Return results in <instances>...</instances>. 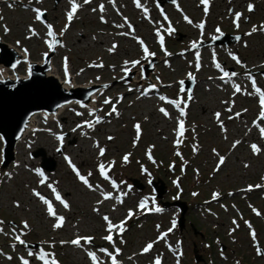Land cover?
Returning a JSON list of instances; mask_svg holds the SVG:
<instances>
[{
	"label": "rangeland",
	"instance_id": "374dc122",
	"mask_svg": "<svg viewBox=\"0 0 264 264\" xmlns=\"http://www.w3.org/2000/svg\"><path fill=\"white\" fill-rule=\"evenodd\" d=\"M61 2L0 0V43L5 44L0 47V67L8 68L7 76L16 79L28 76L33 62L40 78L42 72L54 74L58 63L77 68L84 64L82 58L100 64L88 69L82 82H74L71 73L63 80L52 75V80L44 81L49 94L39 98L50 110L64 97H79L78 101L91 97L88 87L98 83L101 109L94 110L87 122H99L81 131L79 140L70 128L61 129L81 124L77 111L68 110L52 123L42 116L38 122L43 129L23 146L25 156L16 155L14 146L6 167L8 155L0 136V264H23L24 260L44 264L38 258L41 251L57 264H96L89 252L95 253L100 264H112V256L117 264H156L157 260L160 264H264L259 253L264 251V119L260 93L253 87L255 81L264 92V0H212L200 7L201 0H75L79 8L70 22L71 6L61 8ZM37 9L44 14L39 20ZM159 20L164 28L156 26ZM132 23L137 24L135 34H124L123 25ZM83 35L88 40L76 47L74 43ZM20 53L25 57L20 59ZM14 60L20 61L11 67ZM124 60L142 61L140 75L133 70L121 75L112 71ZM155 69L158 75L153 74ZM225 72L228 79L217 77ZM150 85L157 90L149 91ZM125 93L128 96H118ZM195 96L198 101L193 103ZM223 102L244 113V118L222 129L210 112L203 120L204 133L194 136L189 130L188 136L187 126L200 121L196 114L201 104L222 115ZM177 108L187 117H180ZM180 119L184 127L178 135ZM80 141L84 142L79 145L82 156L88 158L85 165H79L78 150L70 155V163L53 156L62 154L61 145L71 148ZM50 142L54 153L47 149ZM90 162L103 163L106 177L99 165ZM39 186L56 201L51 203L54 216L48 215L46 203H37L32 195ZM156 187L164 190L159 196ZM64 194L69 197L64 200L67 207L61 202ZM35 204L45 211L42 217ZM73 211L80 212V219H66L65 213ZM61 216L65 218L62 226L54 227ZM122 221L123 231L113 228L109 233V222L119 225ZM77 229L81 234H76ZM108 234L114 235L112 241L105 239ZM76 236L92 240L82 239V248L59 243ZM148 244L152 247L144 252Z\"/></svg>",
	"mask_w": 264,
	"mask_h": 264
},
{
	"label": "bare ground",
	"instance_id": "6f19581e",
	"mask_svg": "<svg viewBox=\"0 0 264 264\" xmlns=\"http://www.w3.org/2000/svg\"><path fill=\"white\" fill-rule=\"evenodd\" d=\"M62 2H61V4H60V7L61 8H63V7H65L66 6V4L68 5V6H71V3H68V1H70V0H61ZM208 2H209V4H211V3H214V2H212V0H207ZM204 3V1L203 0H201V2H199L197 5H198V7H200L201 6V4H203ZM80 5L81 6H83V4L80 2ZM223 11H225V10H223ZM222 14H223V12H221ZM139 19V18H138ZM141 22L143 21V19H139ZM159 22V25H156V26H162L161 28H164L165 26H164V23L162 22V20H159L158 21ZM137 24L136 23H132L131 25H123L124 26V34H128V31H132V33L133 34H135V32H134V27L136 26ZM126 27V28H125ZM158 28H160V27H158ZM106 33V32H105ZM109 33V32H108ZM102 34H104L103 32H102ZM111 34V33H110ZM86 40H88V36L87 35H83V37H79V39L77 38V41L74 43L75 44V46L77 47V46H80V45H77V44H82V43H84V42H86ZM94 41H95V44H97L98 43V41H96V39L94 38ZM100 41H104V40H102V39H99V42ZM73 44V45H74ZM87 48H91V46H88ZM84 49H86V48H84ZM56 54H58V50H56V52L53 54V57H55L56 56ZM197 54V53H196ZM20 55V57H25L24 56V54H19ZM162 57H159L158 59H161ZM81 60L84 62V64L82 65V66H79V67H74V66H65L63 63H58L56 66H55V69L53 70L54 71V74H52V73H47V76H52V75H54L53 77H55V78H60L61 80H63V78L67 75V73L69 74V73H71L72 75H71V78H73V80H74V82H82V81H84L85 80V72L88 70V69H96V68H100V67H102L100 64H96V63H90L89 61H85L84 59H82L81 58ZM127 62V63H126ZM133 62H138V63H133ZM142 62V61H141ZM141 62L140 61H138V60H135V61H133V60H124L123 62H122V65L120 66V67H116L115 68V70H112L113 72H118V74L119 75H121V74H123L125 71H127V70H133V71H136L137 72V74H139L140 75V73L138 72L139 71V67H140V64H141ZM45 66H46V63L44 64ZM8 68H6V67H0V77H2V78H4V79H10V80H15V82L16 81H18V83H19V81L20 80H22V81H24V79H29L30 78V76L28 77V78H26L27 76H23V77H17L16 79H13V78H10L9 76H7V74H8ZM153 74H156V75H158L159 74V69H155V71H154V73ZM67 77H69V75H67ZM218 78H224V77H226L227 79H228V77H229V75H227V76H225V75H219V76H217ZM95 78H97V79H100V77L97 75V76H95ZM4 79H2V80H4ZM21 82V81H20ZM198 83H200V81H198ZM96 84H98V83H95V85ZM105 85V84H104ZM256 86V85H255ZM156 87L157 86H154V85H150L149 86V88H148V90L149 91H156L157 89H156ZM72 88V87H71ZM89 89H97L96 88V86H94V85H91L90 87H88ZM102 88V87H101ZM133 88L131 87V89H129L128 91H130V90H132ZM103 90H105V89H103ZM71 92H73V91H71ZM96 90L94 91V93L92 94V96L90 97V99H89V101H86V102H82V101H78L80 98L79 97H75V99H73L71 102H69V103H66V104H63L62 106H60L58 109H57V111L55 112V113H45V112H43V111H41V112H38V113H35L34 115H32L31 116V118H30V120L28 121V124H27V128L25 129V131L23 132V135H22V137L17 141V143L15 144V148H14V150H15V153H16V155L17 154H19L21 157H23V156H25V152H24V149H23V146L24 145H27V142H30V143H32V138H33V136H34V134L37 132V131H40L41 129H43V128H40L41 127V125H42V123L41 122H38V119L39 118H41L42 116L45 118V120L46 121H48L49 123H52V122H55L56 121V119H57V117H59L61 114H63V113H65L66 111H70L71 113L72 112H76L77 111V114H79V117H78V119H80L81 120V124H79V125H77L76 123H73L72 125H73V127L71 128L69 125H64V126H62L61 127V129L64 131L65 129H69L68 131L70 132V133H74V135L77 137V138H79V140L81 139V137H82V134L80 133L81 131H87V130H90V129H92L94 126H96L97 125V120L95 119V121L93 122V123H89V122H87V120H89L90 119V116H92V114H93V111L94 110H98V109H101V106L100 105H98L99 103H98V101H99V97L102 95V94H98L99 93V91H97L96 93ZM102 93V92H101ZM105 93V92H104ZM104 93H103V95H104ZM119 97H125V96H128V93H125V95H123V94H119L118 95ZM76 98H78V100L76 99ZM198 100H197V98H196V96L193 98V103H195V102H197ZM204 104V103H203ZM203 104H201V106L199 107V109H200V111L196 114V116L198 117V120H200L199 122H197L196 124H194V126H192V127H190V126H187V132H188V136H190V134L192 133L194 136H198V135H200V134H202V133H204V131L207 129L206 127H205V125H206V122L205 121H203V120H206V119H208L207 118V115L210 113V112H213V113H215L214 114V116H215V120H218V121H220L219 123H218V125L219 126H221V128L223 129L224 128V126L225 125H229V124H231V123H234L235 121H237L240 117L241 118H244V113H242L241 111H237V110H234V109H232L231 107H229V104H227V102H223V106H224V110H223V113H221L222 115H220V114H217L218 112L217 111H211L212 109L211 108H209V107H206V105H203ZM99 106H100V108H99ZM260 107H261V105H260ZM84 110V111H86V113H88L89 114V116L86 118V117H84V115L81 113V111L80 110ZM260 111H262V110H260ZM181 112H183V110L182 109H180V115L181 116H183V117H187V112L185 113V114H181ZM254 113V112H253ZM133 115V114H132ZM213 115V114H212ZM83 119L85 120V121H83ZM214 119H213V121H214ZM135 120V119H134ZM75 122V121H74ZM106 121H104L103 123H105ZM215 122V121H214ZM137 124L139 123V122H136ZM180 123H181V119H180ZM216 123V122H215ZM81 125H83L84 127H82ZM81 128V130L80 131H78V129H80ZM189 130L191 131V133H189ZM199 130H201V132H198ZM161 131V128L159 129V132ZM56 139H59V138H56ZM59 143H60V141H59ZM84 142L83 141H80L79 142V144H76L75 146H73V147H71V148H66V147H64V146H62L61 145V147H62V150H61V152H62V156L61 155H53L54 157H56L55 159L56 160H58V161H60V160H64L65 162H71L72 161V159H71V157H70V155H73L75 152L74 151H76V150H78V151H76V152H79L78 153V156H82L83 155V149H82V147L81 146H79V145H82ZM238 143H239V141H238ZM53 145H54V143H52V142H50V144H48L47 145V149L49 150V151H51V152H53L54 151V149H55V147H53ZM57 145H58V143H57ZM56 145V146H57ZM76 146H77V149H76ZM54 153V152H53ZM87 159L88 158H86V157H83L82 156V159H81V163H79V165H85V162L87 161ZM23 160V159H22ZM91 160V159H90ZM89 160V161H90ZM23 161H25V160H23ZM92 161V160H91ZM27 162V161H26ZM25 162V163H26ZM29 162H30V165H35L34 164V162L32 161V160H29ZM90 163H92L93 164V166H98L99 164L97 163V162H90ZM188 164H190V162L188 161ZM70 168V170L72 169L71 167H69ZM55 173V172H54ZM43 177V181H45L46 182V180H44L45 178H46V175L45 174H43L42 175ZM38 194V195H37ZM57 194H59V196L61 197V193H60V191L59 192H57ZM32 195L34 196V197H36L35 198V200H36V202L37 203H39V202H44V200L43 199H41V197H43L44 199H47V200H49V202L50 203H56V201L55 200H53V199H51L50 198V196L49 195H47L46 193H43V191L41 190V187L39 186V188L38 189H34L33 190V192H32ZM72 194H70V196H71ZM122 196V195H121ZM65 199H69V197L67 196L66 197V194H64V196H63V198H62V200L64 201ZM58 200V199H57ZM35 207L37 208V207H39V214L41 215V217H42V215L45 213V211L42 209V207L41 206H39V205H37V204H35ZM79 207H81L80 205H79ZM83 211L84 210H80V212H82L83 213ZM80 212H77V211H73V212H67V213H65V215H66V219H71V220H73V221H76V220H78V219H80V217H79V215L78 214H80ZM48 215H50L49 213H48ZM50 216H54V215H50ZM61 217H63V216H61ZM64 218V217H63ZM65 219V218H64ZM63 219V220H64ZM18 230H19V228H18ZM67 231V230H66ZM20 232V231H19ZM49 233H51L50 232V230L48 231ZM81 232V230H76V234H81L80 233ZM82 238L83 237H81V236H76V237H74L73 239H70V241H60L59 243L60 244H62V245H69L73 240H76V239H80V240H82ZM50 239L53 241L54 239L56 240V236H52L51 235V237H50ZM11 245H14L15 243H13V242H11L10 243ZM73 246H75V244H73V243H71ZM83 243L81 242L80 243V245H77L76 247H78V248H82L83 247V245H82Z\"/></svg>",
	"mask_w": 264,
	"mask_h": 264
},
{
	"label": "water",
	"instance_id": "95a60500",
	"mask_svg": "<svg viewBox=\"0 0 264 264\" xmlns=\"http://www.w3.org/2000/svg\"><path fill=\"white\" fill-rule=\"evenodd\" d=\"M0 47L5 48V44L0 43ZM18 62V60L11 62V67H15ZM36 68V64H32L30 78L24 79V81L20 80L21 82L19 81V83L18 81L13 82L10 79L0 80V136L5 142V152L8 155V158L5 160V165L9 164L10 160L13 159L12 150L14 145L21 138L32 115L43 109L55 112L58 107L74 99L73 97L60 99L50 110L47 108L49 106L41 104V99L39 100V98L44 93L49 92V86L44 81H46L45 79L52 80L53 78H46L44 72L40 73V78L38 74H35ZM13 85H17V87L15 88ZM88 98L87 95L82 100L86 101ZM162 192L164 190L161 188L158 196ZM181 207L185 210V206L181 205ZM182 223L183 219L180 220V225Z\"/></svg>",
	"mask_w": 264,
	"mask_h": 264
},
{
	"label": "snow or ice",
	"instance_id": "6c2138e0",
	"mask_svg": "<svg viewBox=\"0 0 264 264\" xmlns=\"http://www.w3.org/2000/svg\"><path fill=\"white\" fill-rule=\"evenodd\" d=\"M88 2H89V0H84V3H88ZM204 2L207 3V0H204ZM138 6H139V4H138ZM101 7H102V6H101ZM251 7H252V6L249 5V9H250V10H251ZM78 8H79V5L75 2V0H71V11H69V12L67 13V18H68L69 22L72 20L74 14L76 13V11H77ZM205 10H207V9H205ZM36 12H37V17H36V18H37L38 20L41 19L43 13H42L39 9H37ZM236 16H237V18H239V14H238V13L236 14ZM48 27H49L48 35H49V36H52V35H53V33H52V31H51V27H52V26L49 25ZM201 27H202V25H201ZM169 31L171 32L172 29L169 28ZM49 46L51 47L52 45L50 44ZM194 46H195V45H194ZM145 52L147 53V49H145ZM126 63H127V62H126ZM133 63L135 64V63H138V62H133ZM217 66L219 67V65H217ZM227 75H228V73L225 72V76H227ZM231 75L234 76V75H236V73H232ZM253 87L255 88V81H253ZM236 91H240L239 87H237ZM256 91H257L258 93H260V105H261V109H262V111H261V118L264 119V92H260V89H258V88H256ZM161 99H164V98L162 97ZM108 102H109V101L105 100V103H108ZM171 103H175V102H171ZM161 111H164V110L161 109ZM165 114H166V113H165ZM181 114L183 115V112H181ZM97 122H99V120H97ZM137 127H139V126H137ZM182 132H183V123L181 122V123H180V132L178 133V135L182 134ZM261 133H262V135H264V128L261 129ZM177 143H179V140L177 141ZM253 149L256 150V149H255V145H253ZM103 154H104V149L101 148V149H100V155H103ZM125 159H127V157H125ZM223 159H224V158L221 157V163H223ZM98 167H99V170H100L101 174H102V175H105V177H106L105 165H104L103 163H101ZM74 170H75V169H74ZM77 175L79 176V178L81 179V181H83L85 184H88L87 179H86L84 176L80 175L78 171H77ZM89 175H91V173H89ZM53 191H55V189H53ZM37 195H38V194H37ZM56 198H57L58 200L61 199L60 196H59V194H57ZM105 198L107 199V198H109V197L106 196ZM41 199H44V198L41 197ZM61 202L64 203V206H65V207L68 206L67 203H65L64 201H61ZM44 203H46V204L48 205V211H49V214H50V215H55V212H54V210H53V208H52L51 203H50L49 201H47V200H44ZM145 206H146V204H145L144 202H142L141 205H140L141 208H144ZM156 211H160V209L157 208ZM129 216H131V213L129 214ZM57 219H58V223H57L56 225H54V227L59 228V227L62 226V222H63V219H64V218H63V217H58ZM104 219H105L106 221H108V217H107V216H105ZM124 223H125V222L122 221L119 225H114V224H112L111 222H109V223H108V231H109V233H111V231H112L113 228H118L120 231H123V230H124ZM24 226H25V227H28V225H27L26 223H25ZM173 226H175V222L173 223ZM16 239H17L21 244L24 243V241L20 240V237H19V236H17ZM82 239H84L85 243H89V242H91V240H92L91 237H85V238H82ZM105 239L108 240V241H112L113 237H112L111 234H109L108 236L105 237ZM71 243H73V244H75V245H80L81 240H80V239H76V240H73ZM151 247H152V245H151V244H148V245L143 249V251H144V252H148V251L151 249ZM101 251H106V250H103V249H102ZM116 252L119 253V249H117ZM262 254H264V253H262ZM29 255H33V253L30 252ZM88 255H89V257H90L94 262L97 260V257H96V255H95V253L89 252ZM38 258H39L40 260L44 261V264H57V262L55 261V259H51V260L47 259V258H46V254L43 253V251H41V253L39 254V257H38ZM23 264H28V261H27V260H24V261H23ZM112 264H117V261H116V257H115V256H112ZM156 264H160V261L157 260V261H156Z\"/></svg>",
	"mask_w": 264,
	"mask_h": 264
}]
</instances>
